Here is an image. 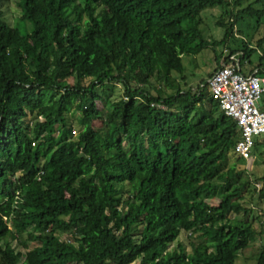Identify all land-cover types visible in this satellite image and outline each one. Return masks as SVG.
<instances>
[{"label": "trees", "instance_id": "obj_1", "mask_svg": "<svg viewBox=\"0 0 264 264\" xmlns=\"http://www.w3.org/2000/svg\"><path fill=\"white\" fill-rule=\"evenodd\" d=\"M241 1L18 0L26 34L0 1V264H233L257 236L264 264V217H250L264 172L182 63L208 44L201 12L218 7L217 67L237 51L250 65L233 33L249 18L263 50L242 68L264 69V3Z\"/></svg>", "mask_w": 264, "mask_h": 264}, {"label": "rangeland", "instance_id": "obj_2", "mask_svg": "<svg viewBox=\"0 0 264 264\" xmlns=\"http://www.w3.org/2000/svg\"><path fill=\"white\" fill-rule=\"evenodd\" d=\"M1 1V7L3 10V17L5 21L12 26H17L19 30L23 33H29L32 30V24L29 21H20L18 20L21 14V9L18 5V0H0ZM248 3H252L255 8H260L262 3H264V0H242L240 5H238L236 8L245 6ZM221 15V9L218 7L214 8H207L201 12V23L200 27L202 30V33L204 35V38L208 41V44L205 48H203L201 51L192 54V55H183L182 56V63L185 68L184 76L186 77V83L196 85L200 80L203 78L207 80L208 75L207 73L212 72L214 68L217 67L216 64V55L221 54V58L224 57V54H226V49L223 48L221 43H218L217 41L222 39L223 36V29L220 25H218L217 20L219 16ZM227 20V18H224ZM247 23H238L236 26L234 25L233 33L234 36L237 37V41H243L250 45L251 48H253L250 56V65L247 68H252L253 65H255L261 54V50L256 49L257 46L255 44V40L262 35V26H259L256 28V20L247 19ZM262 61L264 62V58H262ZM176 78L184 85V82L182 81V77L179 75H176ZM114 92L115 93H121V88L119 85H114ZM99 109H104V104L102 102H98L97 104ZM79 113L77 111H73L70 114L66 115L68 122H73L76 115ZM96 125H99V123H96ZM74 128L76 126L74 125ZM76 131V130H75ZM257 140L259 141L260 145L258 149H252V158L248 161H246V167L248 169H251L253 172H257L259 175L264 172V133L259 135L257 137ZM232 158L227 159L228 162H232ZM247 199L251 200L248 194L246 195ZM264 212V202L256 203L255 199L252 200V210L250 213V217L255 220V216L257 214H261V218L264 216L262 215ZM230 218H235L233 213L227 214ZM241 217V215H239ZM180 241L184 243L185 249L188 252L190 250V246L188 244L186 235L184 233H181L180 235ZM257 242L252 245L251 244L238 254V257L235 259L233 264H254L255 260V245L257 243H260L261 239L257 236ZM264 241V235L262 237ZM13 248L16 252L19 251V245L17 243L12 242L11 243ZM252 245V246H251ZM129 264H135V262L129 263Z\"/></svg>", "mask_w": 264, "mask_h": 264}, {"label": "built area", "instance_id": "obj_3", "mask_svg": "<svg viewBox=\"0 0 264 264\" xmlns=\"http://www.w3.org/2000/svg\"><path fill=\"white\" fill-rule=\"evenodd\" d=\"M241 56V51L228 55L204 83H199L198 90L206 88L224 114L236 122L241 137L235 152L248 161L254 139L264 133V69L254 67L244 73L242 67L248 65L246 61L240 64Z\"/></svg>", "mask_w": 264, "mask_h": 264}]
</instances>
